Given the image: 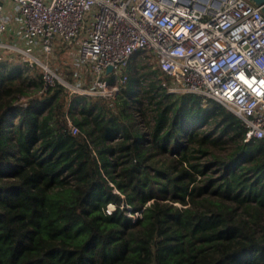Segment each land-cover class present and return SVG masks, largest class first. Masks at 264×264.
Returning <instances> with one entry per match:
<instances>
[{
  "label": "trees",
  "instance_id": "obj_1",
  "mask_svg": "<svg viewBox=\"0 0 264 264\" xmlns=\"http://www.w3.org/2000/svg\"><path fill=\"white\" fill-rule=\"evenodd\" d=\"M28 68L0 60V264H264V139L231 108L132 64L112 100Z\"/></svg>",
  "mask_w": 264,
  "mask_h": 264
},
{
  "label": "built area",
  "instance_id": "obj_2",
  "mask_svg": "<svg viewBox=\"0 0 264 264\" xmlns=\"http://www.w3.org/2000/svg\"><path fill=\"white\" fill-rule=\"evenodd\" d=\"M74 43V69L65 78L50 56L58 46ZM139 52L153 57L160 82L170 91L221 101L244 121L246 141L264 139L261 5L251 0H0V60L19 55L30 67L41 65L40 92L61 83L71 94L112 100L127 76L112 81L104 76L128 67ZM69 123L79 131L70 117Z\"/></svg>",
  "mask_w": 264,
  "mask_h": 264
},
{
  "label": "rangeland",
  "instance_id": "obj_3",
  "mask_svg": "<svg viewBox=\"0 0 264 264\" xmlns=\"http://www.w3.org/2000/svg\"><path fill=\"white\" fill-rule=\"evenodd\" d=\"M75 43L73 45L70 46H58L54 52L53 55L50 56L51 62L53 63L52 66L54 67V69L62 76H64L65 78H69L68 74L66 72H72L74 69V58L77 56V45H75ZM6 58V57H5ZM13 59H18L20 60L19 55H17L16 57H14ZM130 64L133 65V70L132 73L134 72H151L152 70H158V68L156 67V64L154 62V59L151 55L147 54L146 52H139L137 53L132 61L130 62ZM37 65V64H36ZM36 65H34L33 67L28 68V72H29V77L31 78L32 74H33V69L36 67ZM40 66V70L43 72V69ZM126 68H123L121 71H117V72H111L110 74H106L104 77L106 79H108L109 81L114 80L115 78H119L121 79V77L123 75H125L126 72ZM35 70V69H34ZM152 77H156L154 74L151 75ZM162 77V74L160 73L159 75H157V78L160 79ZM150 78L146 77L142 78V82H141V86H137V91H139L143 88V86H147V83L149 82ZM26 97H24L25 100ZM28 98V97H27ZM109 209H114V205L111 204L109 206Z\"/></svg>",
  "mask_w": 264,
  "mask_h": 264
},
{
  "label": "water",
  "instance_id": "obj_4",
  "mask_svg": "<svg viewBox=\"0 0 264 264\" xmlns=\"http://www.w3.org/2000/svg\"><path fill=\"white\" fill-rule=\"evenodd\" d=\"M251 1L261 5L262 6V10L264 11V0H251ZM111 70H112V66H109L108 67V71H111Z\"/></svg>",
  "mask_w": 264,
  "mask_h": 264
}]
</instances>
